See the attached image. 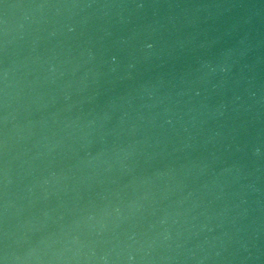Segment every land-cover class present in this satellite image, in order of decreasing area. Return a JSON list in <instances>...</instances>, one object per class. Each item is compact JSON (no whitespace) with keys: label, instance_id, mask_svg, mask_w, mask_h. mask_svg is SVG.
Here are the masks:
<instances>
[{"label":"water","instance_id":"obj_1","mask_svg":"<svg viewBox=\"0 0 264 264\" xmlns=\"http://www.w3.org/2000/svg\"><path fill=\"white\" fill-rule=\"evenodd\" d=\"M4 264H264V0H0Z\"/></svg>","mask_w":264,"mask_h":264},{"label":"snow or ice","instance_id":"obj_2","mask_svg":"<svg viewBox=\"0 0 264 264\" xmlns=\"http://www.w3.org/2000/svg\"><path fill=\"white\" fill-rule=\"evenodd\" d=\"M0 264H2V260H0Z\"/></svg>","mask_w":264,"mask_h":264},{"label":"clouds","instance_id":"obj_3","mask_svg":"<svg viewBox=\"0 0 264 264\" xmlns=\"http://www.w3.org/2000/svg\"><path fill=\"white\" fill-rule=\"evenodd\" d=\"M2 264H4V262L2 261Z\"/></svg>","mask_w":264,"mask_h":264}]
</instances>
